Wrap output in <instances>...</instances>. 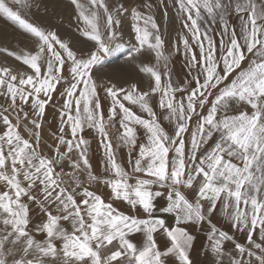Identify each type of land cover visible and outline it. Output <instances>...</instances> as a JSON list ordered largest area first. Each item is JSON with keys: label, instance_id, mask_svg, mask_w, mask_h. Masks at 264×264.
I'll list each match as a JSON object with an SVG mask.
<instances>
[{"label": "snow or ice", "instance_id": "1", "mask_svg": "<svg viewBox=\"0 0 264 264\" xmlns=\"http://www.w3.org/2000/svg\"><path fill=\"white\" fill-rule=\"evenodd\" d=\"M71 4L82 22L81 34L93 42L86 55H78L54 32L24 18L22 11L31 8L30 0H0V17L35 44L34 51L23 54L4 50L25 65L24 70L0 67V97L5 101L0 105V264H9V257L10 264H168V257H175L178 264H193L189 253L195 237L181 225L205 221L211 226L208 240L217 264H223L226 241H233L241 257L229 264H264V243L254 242L253 235L258 229L264 241V2L175 0L183 29L191 37L182 34L174 44L177 52L182 45L192 76L179 85L172 82L169 56L151 4L144 5L148 14L108 0H71ZM233 12L241 21L239 38L228 21ZM125 16L130 17L135 34L126 58L134 60L147 49L154 53L156 65L139 66L151 78L150 92H141L136 85L129 89L103 86L111 101L105 119L93 70L124 49L118 29ZM216 25L221 38L219 57L209 35ZM193 45L199 49L198 56ZM246 53L253 58L242 68ZM221 63L222 71L218 70ZM237 69L241 70L237 73ZM62 82L61 126L49 158L38 151L39 130L46 106ZM156 94L159 116L150 104ZM125 101L148 118L137 115ZM233 104L246 105L250 111L229 114ZM117 118L119 143L114 148L106 129L110 123L115 126ZM161 118L174 125L172 134ZM22 120L33 126L24 129L30 138L19 130ZM137 126L144 130L143 142H139ZM85 127L101 137L108 173L104 178L92 172L89 142L81 135ZM210 141L213 146L201 153ZM121 146L129 150L131 172L117 162L115 149ZM74 151L78 159H70L73 171L66 175L75 187L69 190L65 174L55 169ZM80 173L90 182L106 185L113 200L123 201L131 213L143 216L125 214L87 187L81 188ZM25 198L37 203L46 217L34 229L45 235L43 240H36L29 230L31 209ZM157 198L166 199L159 212L173 216L174 226L155 214ZM218 207L233 229L247 233L250 247L212 224L210 217ZM62 221L71 225V231ZM158 232L167 238L163 247L155 239ZM140 233L142 246L130 238ZM245 255L249 260L243 259Z\"/></svg>", "mask_w": 264, "mask_h": 264}, {"label": "rangeland", "instance_id": "2", "mask_svg": "<svg viewBox=\"0 0 264 264\" xmlns=\"http://www.w3.org/2000/svg\"><path fill=\"white\" fill-rule=\"evenodd\" d=\"M31 8L22 11V15L29 22L34 25H38L46 31L54 32L59 39L68 43L70 47L77 52L78 55H86L93 42L87 40L80 32V28L83 27L82 22L78 20L75 7L71 4V0H30ZM82 3H87V0H81ZM111 5H117L118 3H124L128 7H136L140 11L148 14V9L144 7L145 4H151V15L154 17L155 22L159 26L160 34L164 40V52L169 56V69L172 75V82L174 85L182 84L185 80H192V76L189 75V69L187 62L183 55L182 45L180 52L176 51L174 44L178 41L180 35H186L191 39L190 34L183 29V20L179 13L178 6L175 5V0H108ZM228 2V0H225ZM257 2H264V0H257ZM15 8L16 6L13 5ZM230 26L235 27L238 38L240 37L241 21L233 12L228 18ZM131 19L128 16L121 18V26L118 29L120 34L119 43L124 45V49L120 52H116L113 55L106 57L103 64L98 65L94 68V79L97 82L99 96L101 98L102 106L105 112V119L107 118V109L111 106L110 99L106 98V94L103 91V86L115 85L117 88L129 89L132 85H136L138 90L141 92L149 91L150 84L152 83L150 76L142 73L139 66H154L156 65V59L153 52L145 49L142 53L138 54L134 60L127 59V49L135 43L134 32L131 29ZM210 23V22H209ZM220 29L218 25L213 26V30L209 32V35L213 38L216 43L217 57L220 55V36L216 33ZM243 43L242 39L240 41ZM7 51L16 52L17 54H23L24 52H32L35 49L33 38H30L27 34L16 28L11 23L5 21L0 17V67L9 66L17 70H24L25 65H22L19 61L15 60L14 57L8 56ZM193 49L197 56L199 55V49L196 45H193ZM253 58L252 54L246 53V60L242 62V68H247L248 63ZM223 64L221 63L218 70L222 71ZM161 72L163 68L161 67ZM241 69H237L238 73ZM194 74V71H193ZM64 75L68 76L67 66H65ZM235 77V73L230 76L229 80ZM70 79V77H69ZM229 81H226V83ZM64 84L57 86L56 92L53 93V99L46 106L45 114L42 118V127L40 132V145L38 151L51 158L54 155V148L56 145L53 141L57 139L59 135V128L61 126L60 120V109L62 107L63 100L60 96V91L63 90ZM181 94H177L179 97ZM211 99V98H210ZM5 101L3 97H0V105H4ZM125 105L131 108L137 115L142 118H147V114L143 113L138 106L130 105L126 101ZM150 104L153 110L160 115L159 109V94L151 97ZM26 111L31 113L29 106H25ZM247 106H240L233 104L229 114H237L241 110H246ZM250 111V109H247ZM207 112V106L204 109V114ZM22 115V114H21ZM16 113H12L13 122H15ZM161 118V123L164 122ZM195 121V118H194ZM193 121V122H194ZM25 127L33 129V126L28 123L27 120H22L21 128L19 129L21 134L25 138H30L29 133L25 131ZM195 127V124H193ZM109 130V125L107 127ZM3 130V125L0 124V131ZM96 133L92 129L84 128L81 133L82 136L93 135ZM47 139V142L45 140ZM215 139V138H214ZM34 142V141H33ZM53 143V144H52ZM214 141H210L209 144L203 147L213 146ZM64 147H61V151ZM66 159V158H65ZM63 160V168L67 169V162ZM72 172L71 170H68ZM3 185H0V189ZM6 190V189H5ZM38 195V193H37ZM25 202L30 206L31 222L29 230L36 240L45 239L43 233H36L35 227L46 219L40 210L37 203L32 201ZM55 213V208L51 209ZM59 243V242H57ZM9 264L11 262V257Z\"/></svg>", "mask_w": 264, "mask_h": 264}, {"label": "crops", "instance_id": "3", "mask_svg": "<svg viewBox=\"0 0 264 264\" xmlns=\"http://www.w3.org/2000/svg\"><path fill=\"white\" fill-rule=\"evenodd\" d=\"M161 124L165 128V130L169 132V134L173 133L174 131L173 124H170L168 121H164ZM193 124H195V122H192V127H193ZM106 130L108 131L109 136L112 140L113 146L115 148V145L119 143L118 135H119L120 129H119L118 118L115 123V126H112V124L110 123L109 130L108 129ZM137 134H138V137L140 138L139 142H143L145 133H144V130L142 128H139L138 126H137ZM83 137L85 140L89 142L87 145L88 159L91 164L93 174L101 178L108 176V173H106L104 170L105 156H104V150L100 147L101 137L97 133H94L91 136L85 135ZM186 139H190L188 134H186ZM56 140L57 139L54 138V140L50 142H55ZM45 141L47 142V139ZM208 149H210V147H202L201 153ZM115 151H116L117 162L126 171L131 172V167L129 164V160H130L129 150L121 146L119 148H116ZM135 157H136V152H133L131 155V159L133 162H134ZM70 159L72 160L78 159V153L74 151L73 153H70L68 157H66L67 170L73 171L71 164H70ZM134 175H142V174H134ZM79 179L81 180V188L87 187L90 191H93L96 194L100 195L106 203H112L113 206L116 207L119 211L124 212L125 214L131 213L129 205H127L123 201H117L111 198L110 189H108L107 186L104 185L103 183H100L99 181L90 182L87 180L86 175L83 173L79 174ZM130 183H134V180H130ZM80 190L81 189H77L78 192ZM185 191L188 192L190 195L189 190H185ZM76 198L79 201L80 197L77 196ZM166 203H167L166 199L157 198V201H156L157 211L155 214L157 216H162V218L165 219L166 224H168L169 226H174L175 218L173 216L162 214L159 212V208L162 206H166ZM131 214H138V215L143 216L142 212L131 213ZM210 219H211L212 224L215 225L219 230H223L229 233L230 235H232L234 237L235 242H238L244 245L245 247H250L247 242V233L240 232V231H237L236 229H233L231 227L230 221L227 220L219 211V207L217 211L210 217ZM61 224L65 229H67L68 231H71V225L68 222L62 221ZM181 226L185 227L190 232V234H192L195 237L194 242H193V247L189 253L190 259L192 260L193 264H217V257L211 252L210 242L208 240V235H209L210 228H211L209 223L205 221L204 223L199 224V225L187 224V225H181ZM253 235H254V242L264 243V241L261 240L258 229ZM130 238L134 240L138 245L142 246L143 240H144L143 233L135 234L131 236ZM155 239L157 240L158 244L161 247H163L164 243H166L167 241L166 236L162 232L156 233ZM224 253L225 255L222 257L223 264H229V261L232 258L241 259V257L235 250L233 241H226L224 243ZM257 254H259L258 250H257ZM243 259L247 261L249 260V257L245 255L243 256ZM167 260H168V264H178V261H176L175 257H168Z\"/></svg>", "mask_w": 264, "mask_h": 264}, {"label": "built area", "instance_id": "4", "mask_svg": "<svg viewBox=\"0 0 264 264\" xmlns=\"http://www.w3.org/2000/svg\"><path fill=\"white\" fill-rule=\"evenodd\" d=\"M57 172H61L63 175L64 180L66 181V186L69 188V190H71L73 187H75L74 182L69 178L68 175H66L67 173H71L70 171H68L67 169L63 168V161L57 163L56 165V169Z\"/></svg>", "mask_w": 264, "mask_h": 264}, {"label": "bare ground", "instance_id": "5", "mask_svg": "<svg viewBox=\"0 0 264 264\" xmlns=\"http://www.w3.org/2000/svg\"><path fill=\"white\" fill-rule=\"evenodd\" d=\"M66 160V159H65Z\"/></svg>", "mask_w": 264, "mask_h": 264}]
</instances>
